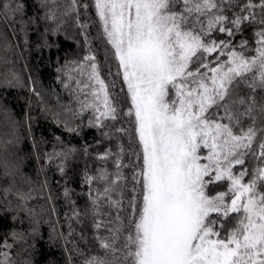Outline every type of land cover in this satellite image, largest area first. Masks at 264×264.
<instances>
[{
  "label": "snow or ice",
  "instance_id": "1",
  "mask_svg": "<svg viewBox=\"0 0 264 264\" xmlns=\"http://www.w3.org/2000/svg\"><path fill=\"white\" fill-rule=\"evenodd\" d=\"M78 6L85 15L94 9L105 60L116 62L123 86L117 92L116 80L102 78L84 31L87 54L57 70L66 72L65 87L76 85L73 115L90 111L89 125L101 129L126 118L131 128L116 132L130 143L134 133L139 149L125 165L118 145L116 178L98 177L117 213L115 223L94 225L109 233L97 237L105 255L85 264H264V0H70L59 12L58 0L38 4L52 32L71 12L79 22ZM22 11L16 0H0V16ZM249 26L255 48L234 44ZM124 167L133 169L130 187L121 184ZM0 264H13L9 252H0Z\"/></svg>",
  "mask_w": 264,
  "mask_h": 264
},
{
  "label": "trees",
  "instance_id": "2",
  "mask_svg": "<svg viewBox=\"0 0 264 264\" xmlns=\"http://www.w3.org/2000/svg\"><path fill=\"white\" fill-rule=\"evenodd\" d=\"M16 2L23 5L21 13L14 18L0 16V245L5 241L13 245L0 247V252H9L13 264H85L90 256L105 255L97 237L109 233L94 225L115 223L117 213L103 195L108 181L98 177L107 173L108 180L116 178L118 145L124 149L120 158L125 165L135 162L132 151L139 149L134 133L130 143L129 135L116 132L119 127L131 128L126 118L101 129L89 125L90 111L74 116L80 110L76 85L65 87L66 72L57 70L67 62L82 61L87 54L86 31L102 78L116 80L117 92L123 85L116 76V62L105 60V45L98 39V26L92 24L96 17L91 6L87 15L78 6L79 22L77 13L71 12L62 18L60 30L52 32L54 25L41 19L45 10L38 8L39 0ZM69 2L58 0V12ZM80 3L91 5V0ZM83 23L89 24L87 30L79 26ZM254 27H245L233 43L245 39L255 48ZM72 75L84 79L76 72ZM65 122L76 132L68 131ZM109 150L112 155L102 159ZM121 171L128 178L122 186L130 187L133 169ZM88 177L96 179L89 182ZM110 195L120 199L115 191ZM121 215L126 223L127 211ZM12 233L23 239L14 240ZM115 264H122V259Z\"/></svg>",
  "mask_w": 264,
  "mask_h": 264
}]
</instances>
